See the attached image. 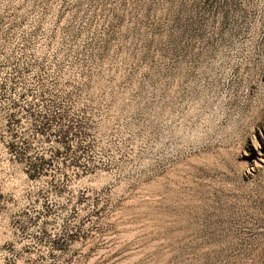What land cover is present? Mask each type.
I'll return each mask as SVG.
<instances>
[{
  "label": "rangeland",
  "instance_id": "374dc122",
  "mask_svg": "<svg viewBox=\"0 0 264 264\" xmlns=\"http://www.w3.org/2000/svg\"><path fill=\"white\" fill-rule=\"evenodd\" d=\"M0 264H264V0H0Z\"/></svg>",
  "mask_w": 264,
  "mask_h": 264
}]
</instances>
